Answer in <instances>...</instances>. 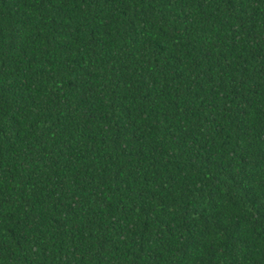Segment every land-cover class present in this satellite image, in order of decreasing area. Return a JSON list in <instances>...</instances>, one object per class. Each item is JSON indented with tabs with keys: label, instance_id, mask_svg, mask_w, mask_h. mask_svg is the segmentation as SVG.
Segmentation results:
<instances>
[{
	"label": "trees",
	"instance_id": "1",
	"mask_svg": "<svg viewBox=\"0 0 264 264\" xmlns=\"http://www.w3.org/2000/svg\"><path fill=\"white\" fill-rule=\"evenodd\" d=\"M0 264H264V0H0Z\"/></svg>",
	"mask_w": 264,
	"mask_h": 264
}]
</instances>
